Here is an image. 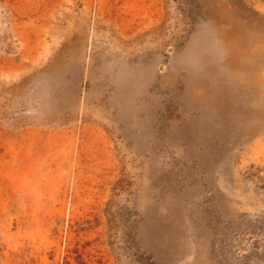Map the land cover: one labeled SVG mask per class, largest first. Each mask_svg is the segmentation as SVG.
<instances>
[{"label":"rangeland","instance_id":"374dc122","mask_svg":"<svg viewBox=\"0 0 264 264\" xmlns=\"http://www.w3.org/2000/svg\"><path fill=\"white\" fill-rule=\"evenodd\" d=\"M0 264H264V0H0Z\"/></svg>","mask_w":264,"mask_h":264}]
</instances>
